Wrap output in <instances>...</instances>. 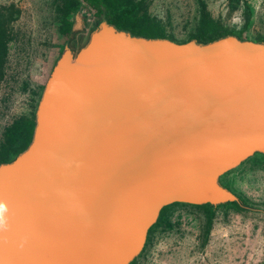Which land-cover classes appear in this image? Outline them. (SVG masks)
I'll use <instances>...</instances> for the list:
<instances>
[{
  "label": "water",
  "instance_id": "1",
  "mask_svg": "<svg viewBox=\"0 0 264 264\" xmlns=\"http://www.w3.org/2000/svg\"><path fill=\"white\" fill-rule=\"evenodd\" d=\"M264 153V42L174 41L100 21L64 47L31 138L0 162V264H127L170 202L235 200L218 176Z\"/></svg>",
  "mask_w": 264,
  "mask_h": 264
},
{
  "label": "rangeland",
  "instance_id": "2",
  "mask_svg": "<svg viewBox=\"0 0 264 264\" xmlns=\"http://www.w3.org/2000/svg\"><path fill=\"white\" fill-rule=\"evenodd\" d=\"M141 3L174 41L194 30L203 9L225 27L241 29L243 38L264 42V0ZM10 4L18 10L1 38L0 143L15 119L34 115L44 81L62 48L75 52L101 21L79 8L68 15L71 22L63 35L60 0H0V6ZM217 179L236 195L237 204L217 205L209 215L207 206L167 203L147 230L141 250L127 264H264V153L253 152Z\"/></svg>",
  "mask_w": 264,
  "mask_h": 264
},
{
  "label": "trees",
  "instance_id": "3",
  "mask_svg": "<svg viewBox=\"0 0 264 264\" xmlns=\"http://www.w3.org/2000/svg\"><path fill=\"white\" fill-rule=\"evenodd\" d=\"M60 2L64 10V15L61 19L63 28L61 32L63 35H65L71 22V18L68 15L75 13L79 8H85L92 13L94 18L110 23L117 29H124L131 34L148 37H169L163 24L157 18L149 15V13L141 7V0H60ZM17 10L18 8L13 7L11 4L0 6V73L1 60L4 53V41L1 39L2 32L5 29L6 23L12 18L13 12H17ZM248 14L245 20H248ZM245 24L246 21L243 26H245ZM225 34H234L238 38H243L241 36V29L234 30L225 27L217 19L211 17L202 9L194 30L182 41L193 38L199 42H207ZM33 124L34 115L32 114L29 118L20 117L15 119L14 122L6 128L4 131V141L0 143V162L12 159L15 154L26 147L31 138ZM227 204H237V201L229 200L216 204H211L209 202L199 203L200 206L209 207V215L212 214L215 206ZM165 206L166 204L159 209V212ZM152 224L150 226H152Z\"/></svg>",
  "mask_w": 264,
  "mask_h": 264
},
{
  "label": "clouds",
  "instance_id": "4",
  "mask_svg": "<svg viewBox=\"0 0 264 264\" xmlns=\"http://www.w3.org/2000/svg\"><path fill=\"white\" fill-rule=\"evenodd\" d=\"M5 210H6V205L3 202H0V227L4 226L3 213Z\"/></svg>",
  "mask_w": 264,
  "mask_h": 264
}]
</instances>
